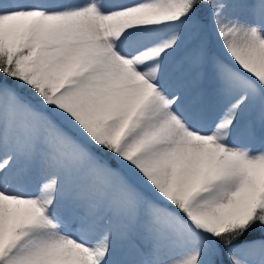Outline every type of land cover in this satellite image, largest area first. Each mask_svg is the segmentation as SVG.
I'll return each mask as SVG.
<instances>
[{
	"label": "snow or ice",
	"instance_id": "1",
	"mask_svg": "<svg viewBox=\"0 0 264 264\" xmlns=\"http://www.w3.org/2000/svg\"><path fill=\"white\" fill-rule=\"evenodd\" d=\"M0 264H264V0H0Z\"/></svg>",
	"mask_w": 264,
	"mask_h": 264
}]
</instances>
